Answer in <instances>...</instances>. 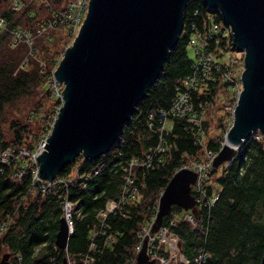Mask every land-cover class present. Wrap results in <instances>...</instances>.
Masks as SVG:
<instances>
[{"label": "trees", "instance_id": "1", "mask_svg": "<svg viewBox=\"0 0 264 264\" xmlns=\"http://www.w3.org/2000/svg\"><path fill=\"white\" fill-rule=\"evenodd\" d=\"M16 1L15 8L14 0H0V20L4 22L0 27V116L8 105L34 96L41 88L50 96L53 108L61 106L50 85L63 54L59 51L63 37L54 31L74 33L64 17L71 0ZM208 12L200 0H189L177 48L172 50L161 77L138 104L131 121L125 124L120 141L97 160L79 156L57 175V179L63 178V184L42 191L41 183L34 179L33 161L18 154L22 147L33 153L39 134H31L27 126L15 123L9 140L0 127V264H60L64 257L70 259L68 256L77 264L135 263L138 232L145 221L157 215L156 205L173 174L188 161L203 162V151L218 153L223 144L224 137L218 142L211 136L200 143L197 126L185 118L173 117L166 136L172 145L170 152L162 160L155 158L149 166L139 164L134 169L138 197L123 203L109 216L100 214L109 200L120 197L123 167L132 159L144 160L157 146L159 136L149 129V114L168 110L182 80L194 72L197 61L188 54L192 38L209 31L213 21L220 22V16L211 19ZM18 30L36 36L39 31L43 40L33 36L30 50L23 37L13 46ZM210 35V51L216 55L214 63H218L231 52V37L223 32ZM36 52L39 58H35ZM196 56L198 59L197 53ZM212 72L215 74V70ZM227 86L232 88L221 78L194 91L191 100L198 115L214 104L220 87ZM38 113L34 110L33 116ZM202 126L207 135L205 119ZM230 126L231 123L225 127V134ZM8 147H13L15 154L3 160L2 152ZM192 190L201 201L196 202L195 214L173 206L162 222L166 226L177 218L171 231L181 239L187 264H260L264 253V138L253 134L230 164L209 171L201 192ZM65 196L78 212L73 216L68 248L63 250L55 245V235L63 218ZM180 213L191 215L193 222L185 220L184 215L180 218ZM6 221L9 225L1 231Z\"/></svg>", "mask_w": 264, "mask_h": 264}, {"label": "water", "instance_id": "2", "mask_svg": "<svg viewBox=\"0 0 264 264\" xmlns=\"http://www.w3.org/2000/svg\"><path fill=\"white\" fill-rule=\"evenodd\" d=\"M230 30L232 50L243 53L241 90L233 121L212 166L230 164L245 141L264 138V0H200ZM189 0H89L71 46L53 73L62 84V104L53 128L36 155L37 180L52 182L79 156L97 160L118 143L150 87L164 71L184 29ZM198 174L177 170L159 201L151 235L173 206L196 212L192 185ZM67 220L60 218L55 245L66 250ZM144 240L134 264H156ZM60 264H69L64 257ZM264 264V253L261 263Z\"/></svg>", "mask_w": 264, "mask_h": 264}, {"label": "built area", "instance_id": "3", "mask_svg": "<svg viewBox=\"0 0 264 264\" xmlns=\"http://www.w3.org/2000/svg\"><path fill=\"white\" fill-rule=\"evenodd\" d=\"M89 0H71V2L68 4L67 10L64 14V17L67 21L70 22L72 28L74 31L78 32V29L80 27V24L83 20V17L85 15L87 6H88ZM15 8L18 6V1L14 0ZM214 15H218L217 13H214L209 10L208 17L211 19L214 18ZM4 25V22L0 20V27ZM218 33L223 32L226 34H229L230 36V30L226 28L220 18V22H212L209 28V31L204 32L201 34L198 38L193 37L190 46L195 50V52L198 54L197 63L194 66V72L191 75H188L185 79L182 80L178 87V93L175 96L170 108L168 110H158L157 113H150L149 114V121L148 126L149 129L155 131L159 136V141L156 147L149 150V152L145 155L144 160H136L132 159L130 160L124 167H123V187L121 190V194L118 200H109L107 203V207L105 211L100 212L102 216H107L108 214L113 213L116 209H120L123 203H126L128 201H133L138 197V186L135 180V172L134 169L137 165H143V166H149L153 163L154 159L162 160L165 155H167L172 145L167 143L166 136L169 134V130L172 125V118L173 117H180L185 118L187 121L198 128V134H200L199 142H203L206 131L204 130L202 126L203 121V115L197 113L195 111L193 102L191 100V94L198 90V86L200 83L206 84L208 81L215 82L217 79H223L224 82H229L232 87L237 85L238 78L234 75V68L237 65L236 60H232L231 63H225L224 61H219L218 63H214L215 60V53L210 51L211 47V40L212 36L210 33ZM16 37L12 43L14 46L15 43L21 39L22 36H26L27 32L18 30L15 32ZM231 43V42H230ZM230 50L232 51V45H229ZM242 55H244L242 53ZM225 65V68L221 67V64ZM221 67V70H220ZM215 70V74L212 72ZM214 75V76H213ZM58 84L52 77L50 85L53 87ZM54 88V87H53ZM55 94L57 97L62 98V90L58 94L57 88H55ZM62 104V101H61ZM58 111L53 118L52 122L49 124L48 133L47 135L43 136V140H40V143L35 148L34 152H26L25 149L20 148L18 154L19 155H25L27 157H30V159L34 163V179L37 183H41V189L44 192H48L49 189L54 185L63 184L61 182H64L63 178L57 179L55 178L52 182L49 181H38L37 180V170H38V164L36 162V155L41 152L47 137L49 136L54 122L57 118ZM15 150L13 147H8L5 151L2 152V158L3 160H7L9 157L14 156ZM217 153H213L211 151H208V157L206 159V162H200L195 163L192 161H188L187 164H185L184 167L190 168L197 172L198 178L197 181L192 185V189H197V191L201 192L200 187H202V182L204 179L208 177L209 171L213 168L212 163ZM156 163H158L156 161ZM190 164V166H188ZM76 175V174H74ZM72 181V178L69 180V182ZM70 184H67V186ZM193 194V190H192ZM195 201L199 202L200 199H197L195 195L193 194ZM201 202V201H200ZM156 211H158V204L156 205ZM62 216L67 220V223L69 225L70 234H73V216L75 213L78 212V209L75 210L74 205L67 196L63 199L62 204ZM78 216L81 217V213L78 214ZM157 215H154L149 224V228L147 227H141L140 231L138 232V237L141 238V241L139 245L137 246V253L141 251L144 240L148 239L147 247H148V255L151 259L156 260V264H177V262H183L188 263V260L183 256L181 252V239L171 231V227H174L177 221V218H173L167 223L166 226H162L160 230L155 233L154 235H151V228L155 222ZM185 220H189L190 222H193L192 216L189 214L184 215ZM7 225H9V222H5L1 226V231L6 229ZM146 232V233H145ZM145 233V234H144ZM97 234V233H96ZM144 234V235H143ZM175 252V254H173ZM176 254H179L181 256V260L178 258V256H175ZM68 258L69 264H77L73 259ZM199 260V259H198ZM197 260V261H198ZM82 264V263H81Z\"/></svg>", "mask_w": 264, "mask_h": 264}, {"label": "rangeland", "instance_id": "4", "mask_svg": "<svg viewBox=\"0 0 264 264\" xmlns=\"http://www.w3.org/2000/svg\"><path fill=\"white\" fill-rule=\"evenodd\" d=\"M34 2V0H33ZM37 4H40V1L36 2ZM1 7V6H0ZM37 35H31L30 33H27L26 36H22L25 38V44L27 43L29 50L32 48V38L33 36L35 38L41 39V34L39 31H37ZM55 34L58 36L63 37V42L60 46L59 51L64 53V50L71 46L74 42V39L77 35V31H72L74 33H60L58 31H54ZM200 35H195V37H199ZM34 38V39H35ZM33 39V40H34ZM21 40V39H20ZM18 40V42L20 41ZM18 44V43H17ZM13 47V46H12ZM30 54V53H29ZM188 54L189 56L194 60L197 61V56L194 51V49L189 45L188 46ZM63 56V54H62ZM243 56L242 53H239L237 51L232 50L228 54H226L225 59L222 61H226L228 63H231L232 60L237 61V65L234 68V75L237 80V85L234 87L227 86V87H220L218 93L215 95L214 98V104L210 105L208 108H206V112L203 114V119L207 121L208 124V133L206 137L204 138V142H206L209 138L215 137V140L218 142L225 140V127L229 126L230 123L233 121V109L236 105L238 94L241 90V82H240V76L243 70ZM35 58H39V55L36 52ZM203 83H200L198 86H200ZM53 90L55 93V88H57L58 94L61 92L63 85L62 84H56V86L53 85ZM56 95V94H55ZM57 96V95H56ZM50 96L46 94V92L43 90V88L39 89L38 92L31 97L22 98L18 100L17 102L10 104L6 107V110L4 113L0 116V127L3 129L4 132L7 134V138L10 140L13 137V124L17 123V125H24L28 127V130L30 133H37L39 134L40 140L43 138V136L47 135L49 124L52 122L53 118L55 117L59 107L53 108L52 102L48 100ZM43 103H41V101ZM47 108H50V111H46ZM34 110H38L40 113L34 115ZM54 113V114H53ZM53 117V118H52ZM15 126V125H14ZM48 127V128H46ZM47 129V130H46ZM259 134V133H258ZM40 140H38V144L40 143ZM43 140V139H42ZM37 144V146H38ZM23 149L26 150V152H29L25 147ZM240 150V149H239ZM209 151V150H208ZM208 151L205 150L201 154V159L206 162V159L208 157ZM25 156V155H23ZM26 157V156H25ZM217 189V187H216ZM184 215V213H180L179 217L181 218ZM150 221H145V223L141 227H147L149 228ZM146 233V232H145ZM144 233V234H145ZM143 234V235H144ZM141 241V238H140ZM140 243V242H139ZM175 254V252H173ZM175 256H178V258L181 260V256L179 254H176ZM10 259V257H9ZM8 259V260H9Z\"/></svg>", "mask_w": 264, "mask_h": 264}, {"label": "bare ground", "instance_id": "5", "mask_svg": "<svg viewBox=\"0 0 264 264\" xmlns=\"http://www.w3.org/2000/svg\"><path fill=\"white\" fill-rule=\"evenodd\" d=\"M53 114H54V113H53ZM52 118H53V117H52ZM46 128H48V127H46ZM46 130H47V129H46ZM57 178H58V177H57ZM37 186H38V184H37ZM73 205H74V204H73ZM122 206H123V205H122ZM109 215H110V214H109ZM109 215H108V216H109ZM99 221H100V220H99ZM103 222H104V221H103ZM89 259H90V258H89Z\"/></svg>", "mask_w": 264, "mask_h": 264}]
</instances>
